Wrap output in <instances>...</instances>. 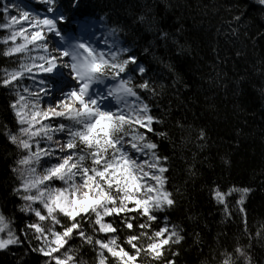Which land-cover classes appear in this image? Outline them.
<instances>
[{
  "label": "snow or ice",
  "instance_id": "1",
  "mask_svg": "<svg viewBox=\"0 0 264 264\" xmlns=\"http://www.w3.org/2000/svg\"><path fill=\"white\" fill-rule=\"evenodd\" d=\"M36 3L43 15L0 0V30L7 33L0 38L7 58L0 68V93L7 97L0 113V150L14 156L6 165L9 190L0 188V253L15 257L22 249L16 264L24 256L32 257L31 264H178L186 247L202 251L200 233H189L172 217L184 193L170 175L172 157L162 144L167 141L175 151L177 138L165 127L167 113L157 111L168 86L141 62L134 41H121L123 26L108 29L104 50L84 42L68 45L61 25L80 0H68L67 7L63 0ZM252 4L264 18V0ZM225 11L239 37L247 26V0H233ZM159 33L160 39L169 36ZM166 67L174 86L180 74L173 65ZM175 128L180 145L208 147L205 128L180 120ZM196 157L194 152L189 163L181 156L189 178L199 175ZM252 192L235 184L210 188L223 213L221 223L234 222L235 216L241 224L231 243L220 230L209 245L216 264H253L252 250L264 248V224L253 231L248 223Z\"/></svg>",
  "mask_w": 264,
  "mask_h": 264
},
{
  "label": "trees",
  "instance_id": "2",
  "mask_svg": "<svg viewBox=\"0 0 264 264\" xmlns=\"http://www.w3.org/2000/svg\"><path fill=\"white\" fill-rule=\"evenodd\" d=\"M247 2V26L239 29V37L231 32L227 22L232 17L225 11L233 0H80L69 13L67 23L61 25L67 29L73 27V21L89 18L101 19L110 27L123 26L121 41L125 45L134 41L133 48L141 62L168 86L159 98L157 111L167 113L165 127L177 138L175 151L167 141L162 144L172 157L170 175L184 193L172 217L189 233L199 232L205 241L200 246L202 251L190 247L182 250L176 258L178 264H201L204 260L216 264L218 257L209 245L214 244L217 233L227 232L229 243L240 234L239 218L234 216V222L221 223L223 213L210 196V188L216 184L223 188L233 184L252 187L247 201L249 227L255 231L264 224V18L259 6L252 0ZM63 3L67 7L68 0ZM141 15L145 16L143 22L139 20ZM159 29L169 36L160 39ZM5 47L0 44V68L7 66V58L2 56ZM143 48L149 52L143 53ZM168 64L181 77L174 86ZM6 99L0 93V113ZM177 120L205 128L208 147L198 151L195 142L180 145ZM3 142L0 135V144ZM194 152L199 175L189 178L181 156L191 163ZM13 158L0 150V188L4 190H9L12 182L6 165ZM222 158L229 159L231 166H225ZM22 252L17 250L15 257L0 253V264H16ZM252 255L253 264H264V248L256 246ZM31 260V256H24L22 264H31Z\"/></svg>",
  "mask_w": 264,
  "mask_h": 264
},
{
  "label": "bare ground",
  "instance_id": "3",
  "mask_svg": "<svg viewBox=\"0 0 264 264\" xmlns=\"http://www.w3.org/2000/svg\"><path fill=\"white\" fill-rule=\"evenodd\" d=\"M10 2L18 4L21 8H24V10H27V11H34V7H33V6H27V5H25V4L22 2V0H10ZM38 7L43 8V6H40V5H38ZM13 13H16L17 15H19V12H18V11H14ZM75 14H77V13H75ZM28 82H29V81H28ZM53 93H54V92H53ZM56 94H58V93H56Z\"/></svg>",
  "mask_w": 264,
  "mask_h": 264
},
{
  "label": "rangeland",
  "instance_id": "4",
  "mask_svg": "<svg viewBox=\"0 0 264 264\" xmlns=\"http://www.w3.org/2000/svg\"><path fill=\"white\" fill-rule=\"evenodd\" d=\"M13 14H15V15H17L16 13H13ZM83 25H87V26H93L94 27V25H95V23H93V22H89V23H86V24H83ZM82 26V25H81ZM80 26V27H81ZM3 31V30H2ZM7 33L5 32V31H3V36L4 35H6ZM66 41H67V44L68 45H72V44H75V41L74 40H72V43H71V40L68 38V39H66ZM19 42H21V41H17V43H19ZM28 83H31V82H28Z\"/></svg>",
  "mask_w": 264,
  "mask_h": 264
}]
</instances>
